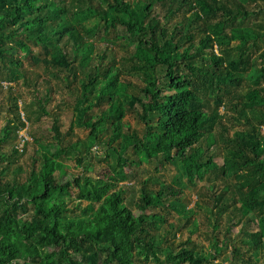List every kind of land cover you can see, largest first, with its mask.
<instances>
[{"label":"trees","instance_id":"trees-1","mask_svg":"<svg viewBox=\"0 0 264 264\" xmlns=\"http://www.w3.org/2000/svg\"><path fill=\"white\" fill-rule=\"evenodd\" d=\"M259 1L264 3L139 0L133 5L130 0H0V61L22 65L10 56V50L30 55L34 44L44 49L42 59L33 58L44 64L47 73L42 77L47 90L35 91L34 104L24 106L28 119L19 111V99L12 98L13 118L0 132V175L4 163L10 164L25 151L28 141L23 151L15 144L9 153L3 148L16 142L18 132L27 127L26 120H31L30 113L51 117L54 132L52 141L43 142L47 153L36 159L24 181H4L0 176V264H212L227 244L214 235L216 253L211 258L198 252L191 238L180 243L168 241L163 249L151 219L162 216L145 212L175 208L172 201L177 200V190L167 185L150 190L146 179L138 206L143 213L135 215L118 186L123 178L101 169L98 179L84 180L70 171L63 161L68 147L59 119L46 107L52 99V78L70 83L72 77L80 85L77 121L89 130L83 143L87 153L101 145L121 168L144 161L171 162L181 166L190 183L214 181L212 193L207 195L214 209L215 231L225 221L228 238L231 229L239 225L238 241L244 245L233 244L223 261L251 264L253 251L264 254V50L255 55L259 50L256 41L264 37V20L255 23L257 31L241 27L264 12L247 8ZM91 20H95L92 25L88 23ZM111 29L127 42L121 44L125 49L123 67L116 65L114 52L89 54L93 44L85 41V34L94 36ZM229 29H236L240 36L230 35ZM201 31L204 35L196 40ZM222 37L230 41L239 38L244 44L250 39L254 44L240 43L218 53L215 46ZM128 64L142 72L141 85L122 82V69ZM244 82L253 83L248 102L233 90ZM34 85L38 90L39 82ZM129 91L131 99L124 103ZM210 96L216 97L209 100ZM95 105L100 114H91ZM127 110L144 124L142 134L123 133ZM229 116L245 127L231 134L225 123ZM221 146L228 150L229 159L220 165L216 159ZM128 151L137 160L130 159ZM233 171L235 178L230 181ZM220 177L224 186L217 191L215 181ZM73 189L75 205L50 203L57 194H70ZM169 229L176 237L181 225L170 223Z\"/></svg>","mask_w":264,"mask_h":264},{"label":"rangeland","instance_id":"rangeland-1","mask_svg":"<svg viewBox=\"0 0 264 264\" xmlns=\"http://www.w3.org/2000/svg\"><path fill=\"white\" fill-rule=\"evenodd\" d=\"M130 1H132L133 5L139 2V0ZM247 8L257 12L260 9H264V3L259 1L254 4H248ZM263 20L264 12L254 18L251 24L247 21L241 27H244V30L253 28L257 31L259 28L255 27V23ZM94 22L95 20H91L88 23L92 25ZM227 32L233 36H240L236 29H229ZM93 35L94 36L91 34H85V36L88 37L85 38V41L93 44L89 54L93 55L94 53L93 56H97L98 53H102L105 50L114 52L117 55L116 65L123 67L121 64V57L125 54V49L121 44L127 45V42L118 38L114 29H111L109 32L101 30ZM203 35V31H201L196 40H199L200 36ZM248 38L249 37H247V39ZM256 42L259 50L255 55H258L264 50V37H259ZM240 43L244 44L239 38L230 41L227 38L222 37L215 46V50L220 53L221 49L226 47H236V45ZM8 44H12L13 46L14 43L9 42ZM253 44L254 42L249 39L244 45L249 47ZM10 52L12 53H10V56L20 61L22 65L0 61V132L7 124L8 120L13 118L11 107L14 101L12 98L16 97L19 99V111L21 115H24L25 119H28L24 111V106L29 105L31 107V105L34 104L32 101L34 99L35 91L44 93V91L47 90V84L43 82L44 79L42 78L47 75L44 71V64L37 62L36 60V58H43L45 55L44 49L32 44V53L30 55H27L19 49L16 51L10 50ZM257 65L259 67L261 66L260 64ZM142 75V72L135 71L132 68V65L128 64L127 68L122 69L121 80L123 83L130 81L141 85ZM17 76H19V78H16ZM10 77L12 79H10ZM35 81L39 82L38 90H35ZM50 86L52 88V99L47 103L46 108L51 113V116H57L59 119L58 125L60 126L61 136L66 141L64 145L68 147L63 161L70 166V171H73L76 174H81L84 180H86L87 177L90 179H98V172H100L101 169H107L112 174H117L118 178H123L122 180H119L118 186L124 190L125 203L135 215L143 213L138 206L141 197V186L146 179L149 180L148 188L150 190L157 191L160 189L161 185H167L179 192L175 198L177 200L172 201L175 208H151L145 212L147 214L157 213L162 216V218L151 219L155 222V234L157 235V240L160 242L163 249L167 248L168 241H176L177 243H180L191 238L192 245H195L196 250L207 258H211V256H214L216 253L215 248L212 246L214 235H218L221 239L227 240V244L223 248L221 255L216 257V259L212 261V264H228L223 261V258L226 254H230L232 245H238L241 248L244 247V245L238 241L241 239V236L238 234V231L241 228L239 225H235L231 229V235L228 238L226 237L225 221H222L219 230L215 231L214 224L216 223V218L211 212L212 206L209 196L207 195V193H212L210 185H212L214 181L205 180L190 183L183 177L181 166L177 163L171 162L144 161L141 165H125L121 168L116 157H107L105 146L101 145H94L91 150L92 152L87 153L83 143L88 140L89 130L78 124V116L75 111L80 89L78 81H74L73 77L71 78L70 83H68V81H58L52 78ZM252 86L253 83L244 82L240 87L233 90L235 91L234 93L242 95V100L248 102L247 94L251 92ZM261 86H264V80ZM210 92H212V90H210ZM213 92V94L217 93L216 91ZM131 96L132 91L127 92V95L123 98V102H129ZM229 97V95H226L225 100H229ZM214 98H211L210 96L209 100H213ZM90 101H92V99ZM93 102H96L95 99H93ZM104 106L105 105L102 107ZM135 107L138 108V104H136ZM100 111V107L95 105L91 114L97 115L100 114ZM225 112L226 110L222 106L220 108V113L223 114ZM30 115L31 120H28L29 123L26 120L27 127L18 132L19 137L16 142H9L3 148L4 152L9 153L14 144L16 147L20 145L21 138H27L28 144H26L25 148L24 145L23 147L20 146V148H24L25 150L22 155L17 159H12L10 164L8 162L4 163L3 167H5V169H3V172L0 175L1 179L4 181H24L33 168L36 159H39L44 153H47V149L43 142L48 140L52 141L54 133L52 130L53 119L47 115H39L38 112L30 113ZM232 115L236 114L232 113ZM122 121L125 124L123 133L138 131L142 134L144 132V124L139 121L135 113L127 110ZM225 123L230 128L231 134L245 127L231 116L225 120ZM108 135V133L104 134L103 138H108ZM34 138L36 140H34ZM220 144L223 145L222 143ZM219 152L216 160L221 165L226 163L229 159V153L228 150L225 147L222 148V146ZM128 155H130L128 156L130 159L137 160L132 151H128ZM79 160L81 162H79ZM39 161L40 160L36 163L38 166ZM234 173L235 172L233 171L232 174H229L228 179L230 181H234ZM215 184L217 185L216 190L218 191L224 186V180L220 177L215 181ZM75 195L76 189H73L70 194H57L50 203L53 204L55 202L64 201L70 206H73L77 203ZM82 205L85 206L87 203H83ZM212 210L214 209L212 208ZM77 212L80 213V211ZM174 222L181 225V231H179L176 237H174V232L169 229V224ZM251 226L257 228L256 225ZM190 231L193 232V234H190ZM234 237L236 238V241L233 240ZM159 255L163 261V251H160ZM252 257L254 261L251 264H264L263 251H253Z\"/></svg>","mask_w":264,"mask_h":264},{"label":"built area","instance_id":"built-area-1","mask_svg":"<svg viewBox=\"0 0 264 264\" xmlns=\"http://www.w3.org/2000/svg\"><path fill=\"white\" fill-rule=\"evenodd\" d=\"M26 142H27V138H21V143H20V145L18 146V148H19L21 151H23V148H20V146L23 147V145H24Z\"/></svg>","mask_w":264,"mask_h":264}]
</instances>
